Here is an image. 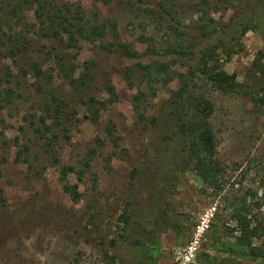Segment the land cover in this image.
Here are the masks:
<instances>
[{
  "label": "rangeland",
  "instance_id": "rangeland-1",
  "mask_svg": "<svg viewBox=\"0 0 264 264\" xmlns=\"http://www.w3.org/2000/svg\"><path fill=\"white\" fill-rule=\"evenodd\" d=\"M48 1L112 19L117 40L140 55L102 48L109 35L74 46L64 35L32 37L30 51L0 53V264H137L126 236L145 244L153 235L156 264H262L237 240L231 207L243 206L264 224L263 2ZM27 8L33 23L34 6ZM143 36L153 53L144 51ZM168 43L181 45L184 56L164 51ZM211 46L236 84L228 92L202 88L213 105L209 123L223 166L218 191L191 167L180 168L184 153L170 136L166 105L181 75ZM136 62L168 64L166 81L160 75L150 88ZM61 164L75 169L65 176L77 186L75 201L62 189Z\"/></svg>",
  "mask_w": 264,
  "mask_h": 264
},
{
  "label": "trees",
  "instance_id": "trees-1",
  "mask_svg": "<svg viewBox=\"0 0 264 264\" xmlns=\"http://www.w3.org/2000/svg\"><path fill=\"white\" fill-rule=\"evenodd\" d=\"M260 1L264 4V0ZM32 5L35 21L29 23L24 12ZM30 26L34 27V30H30ZM246 29L242 27L240 32L243 34ZM62 35L65 36L66 43L72 46L76 45L78 39L99 40L109 35L112 40H104L102 48L109 52L121 51L123 55L129 57L140 55L129 42L117 40L115 21L108 17L102 18L95 12H88L78 4L66 2L55 6L48 0H0V53L8 56L21 55L33 48L32 37L37 39L39 36H54L56 40V37L61 39ZM141 41L146 44L144 51L153 53V45L148 38L143 36ZM216 47L205 48L199 54L195 68H188L186 74L181 75L180 84L166 104L174 125L170 136L177 140L179 148H182L184 153V161L180 168L191 167L203 184L214 191L220 189L223 166L215 155V136L209 123L213 105L202 88L208 83L216 91L228 92L236 85L233 78L220 68L218 60L214 57ZM182 48L181 45L168 43L164 51L183 57L185 50ZM167 65L163 62H136L134 67L140 70L141 78L153 88L152 83L159 80L158 76L164 75L162 82L166 81L169 75ZM28 67L34 76L38 77L41 74L35 62L30 61ZM108 92L114 95L112 87H108ZM3 99L0 96V107L4 105ZM90 102L103 105L102 101L93 98ZM59 104L56 102L52 109L56 111ZM133 105L137 112L135 104ZM137 114L139 119H143L142 114L139 112ZM91 119L95 121L97 117L94 115ZM90 150L92 153L93 150ZM17 159L16 154L15 160ZM22 161H25L24 158ZM54 161L57 163L58 159L55 158ZM69 172L75 173L72 165L59 166L60 179L63 181L62 189L69 194L72 201H75L79 196L77 186L75 183L69 184L65 181V176ZM173 177L177 179L178 175L175 174ZM242 207L235 205L231 207V217L239 233L237 240L247 247L248 256L254 260L260 258L264 264V224L254 221L253 218L249 219L242 212ZM126 237L130 248L137 250L140 255L137 264H156L158 237L151 236L145 244L137 242L131 236ZM253 240L259 243L253 246L251 244ZM256 264H261L260 260Z\"/></svg>",
  "mask_w": 264,
  "mask_h": 264
}]
</instances>
